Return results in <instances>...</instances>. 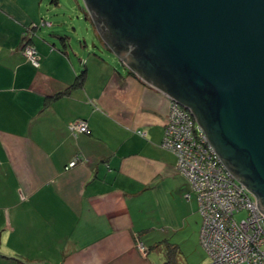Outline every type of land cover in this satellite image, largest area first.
Returning <instances> with one entry per match:
<instances>
[{
  "label": "crops",
  "instance_id": "obj_1",
  "mask_svg": "<svg viewBox=\"0 0 264 264\" xmlns=\"http://www.w3.org/2000/svg\"><path fill=\"white\" fill-rule=\"evenodd\" d=\"M66 1L0 0V264H169L164 241L183 253L200 214L163 146L169 99L90 50L83 8L72 33Z\"/></svg>",
  "mask_w": 264,
  "mask_h": 264
},
{
  "label": "water",
  "instance_id": "obj_2",
  "mask_svg": "<svg viewBox=\"0 0 264 264\" xmlns=\"http://www.w3.org/2000/svg\"><path fill=\"white\" fill-rule=\"evenodd\" d=\"M129 71L187 109L264 214V0H83Z\"/></svg>",
  "mask_w": 264,
  "mask_h": 264
},
{
  "label": "built area",
  "instance_id": "obj_3",
  "mask_svg": "<svg viewBox=\"0 0 264 264\" xmlns=\"http://www.w3.org/2000/svg\"><path fill=\"white\" fill-rule=\"evenodd\" d=\"M24 54L40 66L35 46L26 45ZM70 130L77 136L89 132V126L85 120H76ZM163 146L175 153L178 171L197 194L202 216L200 239L210 264H264V214L256 198L229 172L192 114L172 100ZM77 161L78 157L69 166ZM244 211L246 217L238 220L236 215ZM138 247L147 254L143 242L138 241Z\"/></svg>",
  "mask_w": 264,
  "mask_h": 264
},
{
  "label": "rangeland",
  "instance_id": "obj_4",
  "mask_svg": "<svg viewBox=\"0 0 264 264\" xmlns=\"http://www.w3.org/2000/svg\"><path fill=\"white\" fill-rule=\"evenodd\" d=\"M65 6H66L65 14L67 15V21H73L74 20V23L71 24L69 27L71 29V32L73 31L74 25L78 28L80 27V23L78 22L79 21L78 17H81V20H82L81 22L83 24H85V22H88L86 14H83V11H82V8L85 9V11H87L83 0H79V1L78 0H67ZM48 19L53 21L55 19V15H49ZM48 19L46 20V19L41 18L40 23L42 24V27H49V26L51 27L52 26V25H50ZM91 22L90 21L88 22L89 26H90V30H91L89 32V34L92 37L91 39L88 40L90 50H93V48H94L93 43L96 42V44L99 45L102 50H105L107 52V54H108V52L112 53L108 49V47H106L102 42L99 41L98 35H97V33L94 29V26ZM71 32H69V33L71 34ZM78 42H79L78 39L74 40L73 46L75 48L80 46ZM246 214H247V212H245V211L241 212V213L236 215V218L238 220H241L242 218L246 217ZM195 220H196V223L193 227V230H192V233L190 236V240L184 246V248H185L184 252L183 253L182 252L176 253L175 256H173V253L170 255L167 253L169 260H173L174 263L176 261L175 264H210V257L208 255L207 251L205 250V248L203 247V245L201 243V239H200V232H201L200 229L202 226V217L199 213H196V219ZM164 243H167V242L164 241ZM160 247L163 249L162 244ZM138 249L143 253V251L139 247H138ZM168 250L169 251L171 250V248H169V246L167 248V251ZM241 264H248V263H241Z\"/></svg>",
  "mask_w": 264,
  "mask_h": 264
},
{
  "label": "trees",
  "instance_id": "obj_5",
  "mask_svg": "<svg viewBox=\"0 0 264 264\" xmlns=\"http://www.w3.org/2000/svg\"><path fill=\"white\" fill-rule=\"evenodd\" d=\"M89 20L91 21V19H90V17H89ZM93 24V23H92ZM94 26V25H93ZM33 29H36V26H34V28ZM94 29H95V26H94ZM95 31H96V29H95ZM96 33H97V31H96ZM97 35H98V38L102 41V39L99 37V34L97 33ZM65 37V36H64ZM103 42V41H102ZM27 45H28V43H27ZM34 46V45H33ZM36 48V47H35ZM86 69H84L83 71H82V73L78 76V78H77V80H76V83L75 84H73L69 89H70V91H71V89H73V88H75L77 85H82L83 84V82H84V80H85V78H86ZM130 73H132V74H134L133 72H131L130 71ZM135 75V74H134ZM61 95V94H60ZM59 95V96H60ZM165 245H166V249L168 248V246H169V248H171V250L169 251H167V253L170 255V254H172L173 253V256H175V254L178 252V248H177V246L176 245H174V244H172V243H170V242H167V243H165ZM167 254V255H168ZM168 263L169 264H175L176 263V261H175V263L173 262V260H169V258H168Z\"/></svg>",
  "mask_w": 264,
  "mask_h": 264
}]
</instances>
